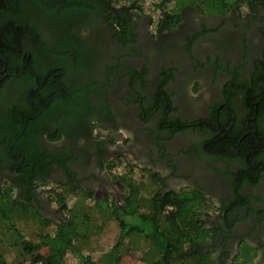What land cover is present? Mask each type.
<instances>
[{"label":"flooded vegetation","instance_id":"af4514ba","mask_svg":"<svg viewBox=\"0 0 264 264\" xmlns=\"http://www.w3.org/2000/svg\"><path fill=\"white\" fill-rule=\"evenodd\" d=\"M77 1L0 0V118L13 111L23 122L0 125V140L29 134L51 157L42 182L116 205L125 187L114 172L153 173L151 187L163 192L197 189L207 204L199 218L212 231L200 247L211 250L213 264H232L244 244L253 251L250 263L264 264V75H255L264 62V4L252 14L185 3L173 21L170 10L160 9L156 20L140 14L137 2ZM191 81L197 96L187 91ZM51 94L57 107L45 110ZM57 129L59 138L49 139ZM1 150L0 182L26 196ZM47 194L38 186L29 199L51 217L58 212L49 210Z\"/></svg>","mask_w":264,"mask_h":264},{"label":"trees","instance_id":"16d2710c","mask_svg":"<svg viewBox=\"0 0 264 264\" xmlns=\"http://www.w3.org/2000/svg\"><path fill=\"white\" fill-rule=\"evenodd\" d=\"M77 3L81 5L83 2L79 0ZM169 3H172L173 7L168 16L174 21L179 18L178 8L185 3L195 5L204 12H226L231 7L239 9L248 7L254 14V5L264 4V0H159L156 6L164 10ZM4 16L7 17V13ZM123 16L122 32L128 36L131 34L132 25L130 19ZM26 31L27 29L19 30L15 33L22 34ZM58 42L64 43L66 39L59 37ZM57 61L61 62L62 58L59 57ZM258 68L259 73L256 72L255 75L260 77L264 75V62L259 64ZM74 84L72 82V85ZM69 85L71 87V84ZM242 88L244 87L241 86V91L244 90ZM69 95L67 91L64 92L65 99L69 98ZM56 97L52 94L48 96V103L43 109L57 107L58 101L55 107L53 105ZM249 97L251 98L244 99V103L251 107L255 97L253 98L251 93ZM80 104L81 108L87 109L88 106L82 100ZM161 105L163 106L161 108H166V112L168 108L170 109V102L167 99H164ZM165 121L170 122L168 119ZM15 122L23 123L15 121L13 111L0 118V125L6 128L10 127V123L16 125ZM59 136V129L47 134L51 140ZM31 139L33 138L27 133L23 135L11 133L0 140L4 153L10 156L8 160L11 169L16 174L13 182L20 184L26 194L21 198L14 196L13 185L9 183L0 190V228L7 233L6 244L14 252L10 260L0 252V264H69L66 261L68 253L74 255L79 264H113L128 251V241L135 237L140 238L142 257H150L151 264H213L211 250L200 247L212 233L199 218L206 209V197L197 189L174 193L151 187L157 181L153 173L134 177L127 172H114L125 187L121 205H116L107 197H97L92 192L60 184L61 190L52 192L49 201L55 202L62 212V220L43 214L29 198L51 169V157L45 152L38 151L33 144L34 140L29 142ZM18 152H21L20 156ZM9 153H12V156ZM0 155H3L2 150ZM259 158L260 153L252 154V160L255 162H258ZM116 162L120 163L119 159L115 162L110 161L107 169L112 170L111 167ZM70 194L73 196L69 201ZM89 198L92 202H88ZM97 216H100V219H97ZM108 219L116 222L117 234L110 249L95 259L83 249L90 241L91 235L102 230ZM18 220L37 221L41 231L38 232L36 240L23 234L16 224ZM50 225L53 227L51 231L44 230ZM235 261L232 264H236ZM238 264L251 263L248 260Z\"/></svg>","mask_w":264,"mask_h":264},{"label":"rangeland","instance_id":"374dc122","mask_svg":"<svg viewBox=\"0 0 264 264\" xmlns=\"http://www.w3.org/2000/svg\"><path fill=\"white\" fill-rule=\"evenodd\" d=\"M126 1H128L129 8H131L134 5V3L137 2L141 8L140 14L145 13L151 16V18L154 20H156L161 14L160 8L158 9L156 6V3L159 0H132V1L126 0ZM164 10H172V3H169L168 5H166V7H164ZM241 10H245V9L241 8ZM198 90L199 89L195 87L192 81L188 84L187 91L192 96L199 95L200 91ZM5 186L6 185L3 181L0 182V190L4 188ZM39 186L40 188L46 190V192L48 193L47 196H44L48 200H49V197L51 196L52 188H55L56 190H61L60 184H54L53 182L52 183L42 182L41 184H39ZM69 196L70 197L68 198V200L70 201L73 195L70 194ZM88 202H92L91 198L88 199ZM49 206H48L49 210L52 208V210H57L58 212V214H55V215L53 214L51 218L62 220V216H63L62 212L59 210L55 202L50 201ZM58 216L60 218H57ZM96 218L100 219V216H97ZM16 224L19 227V229L23 232V234L30 239L36 240L38 232L41 231V227L39 226L37 221L18 220ZM52 229L53 227L50 225L46 227L44 230L51 231ZM117 230L118 228H117L116 222L113 219H108L104 223L102 230L91 235L90 241L86 244L83 250L85 252H89L95 259H98L102 253L104 254L110 249L116 237ZM6 235L7 233L5 232V230L0 228V252L4 253L6 257H8V259L10 260L13 258L14 252L6 244ZM135 238L133 240L131 239L128 241V251L125 254H123L118 259L117 262L114 261L113 264H151V261L149 259L150 257H146V258H143L144 256L142 257L143 253L140 248V244H141L140 238H136V239ZM248 251H251V248H248L247 244L242 245L241 255L240 257L235 259L236 264L242 261H248V260L251 261V258L253 256V251H251L250 253ZM244 258H247V260H245ZM66 261L69 264H79L76 257L72 255L71 253H68L66 255Z\"/></svg>","mask_w":264,"mask_h":264},{"label":"crops","instance_id":"0c3cea01","mask_svg":"<svg viewBox=\"0 0 264 264\" xmlns=\"http://www.w3.org/2000/svg\"><path fill=\"white\" fill-rule=\"evenodd\" d=\"M110 195V194H109ZM40 205V204H39ZM35 207H37V206H35ZM39 210H40V208H38Z\"/></svg>","mask_w":264,"mask_h":264}]
</instances>
